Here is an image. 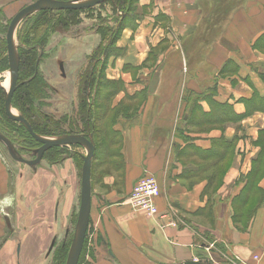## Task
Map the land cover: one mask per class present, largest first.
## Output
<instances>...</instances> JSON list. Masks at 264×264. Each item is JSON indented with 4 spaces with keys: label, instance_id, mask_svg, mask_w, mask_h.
Wrapping results in <instances>:
<instances>
[{
    "label": "crops",
    "instance_id": "0c3cea01",
    "mask_svg": "<svg viewBox=\"0 0 264 264\" xmlns=\"http://www.w3.org/2000/svg\"><path fill=\"white\" fill-rule=\"evenodd\" d=\"M137 5L136 27L121 33L116 47L123 52L108 60L104 76L122 83L111 108L126 96L137 95L140 102L132 115L106 120L108 125L113 120L117 141L106 157L99 150L91 164L83 264L193 263L204 256L199 244L207 235L217 251L215 263L226 264L220 245L228 257L252 264L258 256L257 264H264V153L259 162L257 148L264 113L249 112L246 104L254 94L264 99V54L255 46L264 36V0H138ZM225 65L232 82L221 77ZM189 94L200 96L204 114L213 102L227 104L239 121L192 134L183 121ZM177 126L183 131L179 137ZM221 138L231 146L210 154ZM70 162L51 165L45 174L27 173L25 185L16 180L11 185L0 156V264H47L49 245L64 236L78 197L80 179ZM216 164L225 170L221 182L203 176ZM255 170L259 194L245 204L235 201ZM145 176L157 183L158 212L167 213L176 227L160 230L127 205L133 186Z\"/></svg>",
    "mask_w": 264,
    "mask_h": 264
},
{
    "label": "trees",
    "instance_id": "16d2710c",
    "mask_svg": "<svg viewBox=\"0 0 264 264\" xmlns=\"http://www.w3.org/2000/svg\"><path fill=\"white\" fill-rule=\"evenodd\" d=\"M65 2H78L81 0H59ZM111 3L112 17L107 18L108 23H105V19H100V13L96 14V20L99 24L96 29V34L100 38V44L102 43V48L100 50L99 43L94 49L93 53L87 58H91V62L88 66V72L83 74L77 93L80 96V103L77 113L72 117L63 116L61 120L50 119L44 112L46 107V100L48 99V86L41 76L38 74V63L37 58L39 54L37 48L42 49L44 42L47 40V36L51 34V30H54L55 26H62L64 28L69 27V25H76L82 23L80 19L81 14H86L92 12L93 8L80 11H42L36 15L27 19L26 24H29L27 30V40L23 41L27 44L28 49L19 48L17 50V57L19 62L18 68V80L16 84L15 92L11 99L12 109L19 112L29 126L31 127L33 133L41 137H50L53 133H58L61 131L62 135L74 134L82 135L91 139L94 147L95 154L93 160L96 158L97 152L103 150L105 152V157L107 156V149L112 148L116 144V132L113 131L111 121L109 125L105 120L107 113H113V116L120 114H125L126 109L121 108H111V102L115 95L121 91L122 83L118 81H109L104 76V70L106 69L107 62L111 57H118L122 54V50L117 47H112L119 40L121 33L126 28L134 29L136 27V21L138 20V14L136 9L132 8V5L137 4L138 0H107ZM98 6H101L98 5ZM103 23V24H102ZM112 24V25H110ZM111 27H108V26ZM24 36V35H22ZM21 38V37H20ZM257 48H264V36L257 40L255 43ZM100 50V51H99ZM2 64L6 69H8L7 58L2 60ZM226 65H230L228 62ZM226 65L223 67L222 72L226 69ZM235 72V69L233 70ZM29 79L30 82H26ZM100 84L98 90H96L97 85ZM4 91L0 88V131L3 136L8 139L11 143H16L20 145V148L33 149L36 145L35 141L26 132L24 127L17 122H12L6 119L4 112ZM137 95L132 97L126 96L125 99L132 100ZM187 107L185 113L183 114V121L186 125L198 126L201 124H235L239 121L240 117L235 115L231 108L227 104H218L213 102L212 109L208 114L201 112L197 103L200 100V96L187 95L185 98ZM248 105L249 112L251 110H260L264 113V99L257 97L254 94L252 100L246 101ZM199 111V118L197 119L194 112ZM196 120V121H195ZM199 121V122H198ZM61 122V123H60ZM195 122V123H194ZM98 123L100 126H98ZM2 125L8 128H2ZM178 137L182 134L180 127H176L175 131ZM60 135V136H62ZM260 136L264 140V130L260 133ZM182 138V137H181ZM39 146V145H38ZM37 146V147H38ZM231 146V142L225 139H218L213 141L210 154H216L222 150H227ZM77 148L76 145L72 146ZM188 149L198 150L196 147L189 145ZM66 147H58L56 149H50L53 152V161L51 165H57L65 160L66 154L64 152ZM50 152V153H51ZM200 152V151H199ZM48 153V154H50ZM54 153H57L54 154ZM264 153V148L262 147L259 154V162L261 161V154ZM47 154V155H48ZM82 160V155L76 153ZM203 154V153H202ZM65 156V157H64ZM218 160V159H216ZM258 162V159H257ZM257 170L251 171L247 176L244 183V187L240 193L234 197V200L246 203V199L253 195H258L259 190L256 188L253 178L256 175ZM262 197V193L261 196ZM209 214H212L209 211ZM238 222V220H237ZM243 227L245 223H241ZM206 243L213 242L212 237L205 236ZM201 243V242H200ZM62 246L56 254L58 262L63 259L62 251L65 249ZM84 247V246H83ZM220 252H225L223 246L218 247ZM82 252L78 261L82 257Z\"/></svg>",
    "mask_w": 264,
    "mask_h": 264
},
{
    "label": "rangeland",
    "instance_id": "374dc122",
    "mask_svg": "<svg viewBox=\"0 0 264 264\" xmlns=\"http://www.w3.org/2000/svg\"><path fill=\"white\" fill-rule=\"evenodd\" d=\"M27 2L24 4V0H0V88L6 93L8 89V84L10 80V75L8 69L5 70L2 64V60L6 57V43L5 37L6 32L8 29V25L10 20L24 7L27 5L35 2L36 0H26ZM59 1V0H57ZM85 1V0H81ZM27 4V5H26ZM101 6L93 7L92 12L84 13L80 15V19L82 23L76 25H69V27L64 28L62 26L58 27L55 26L54 30H51V34L47 36V40L44 42V46L42 49L37 48V52L39 57L37 60L38 63V74L43 78L48 86V99L46 107L44 108V112L47 114L50 119L54 120H61L63 116H74L77 113L79 103H80V96L77 93V89L79 86V82L83 77V74L88 72V66L91 62V58H87L91 55L94 49L97 47L98 43L100 46V50L102 48V43L100 44V38L96 34V29L99 24V21L96 20V14L100 13V19H105V23H108V19L112 17L111 12V3L107 0L100 3ZM99 4V5H100ZM138 5H132V8L137 10ZM91 9V8H90ZM87 10V9H86ZM42 12V11H41ZM39 13V12H37ZM37 13L30 14L26 18H24L15 31V48L16 52L19 48L28 49L27 44H24L23 41L27 40V30L29 24H26L27 19L36 15ZM107 17V18H106ZM104 21V20H103ZM103 24V23H102ZM107 25V24H106ZM112 25V24H110ZM108 27H111V26ZM24 35V36H22ZM21 37V38H20ZM23 40L22 42L20 40ZM116 43L111 45L112 47H116ZM164 46L159 47V49L154 50L155 55H158ZM99 50V51H100ZM260 53L264 54V48L258 49ZM19 61V60H18ZM60 65H62V72L60 71ZM149 66L153 65V63L148 64ZM232 73L227 71L226 69L222 72L221 77L232 82ZM26 82H30L29 79H26ZM100 87V84L97 85L96 90ZM140 100L132 99L127 100L123 99L119 103V108L126 109V115H132L139 106ZM12 108V107H11ZM13 112L19 115V112L12 109ZM197 114L196 112H194ZM5 114V113H4ZM198 115V114H197ZM113 113H107L105 116V120H109L112 118ZM5 117L7 120L15 122L9 119L6 114ZM63 121V119H62ZM18 123V122H17ZM61 123V122H60ZM20 124V123H19ZM21 125V124H20ZM98 126L100 124L98 123ZM226 126H230L228 124H217V125H210V124H201L198 126L189 125V132L192 134H208L214 130L221 131ZM2 128H5L8 131V128L2 125ZM0 135L8 142V147H5L0 142V156L4 157L7 165V170L11 177V185L14 180L18 181L19 184L25 185L27 181L30 179L27 173L35 174V173H43L45 174L47 171L51 172V158H53V152L47 150L42 160L34 167H28L24 164H20L17 161H14L10 156L12 153L15 157L21 158L26 161H31L36 157V151L40 147V144L36 143L33 149L27 148H20V145L16 143H11L8 139H6L0 131ZM52 136L46 138H60L64 136H77L74 134H66L62 135L61 131L51 134ZM62 135V136H60ZM257 148L262 149L264 148V140L261 136H258ZM39 145V146H38ZM38 146V147H37ZM71 146H62L66 147L64 150L66 157L65 160H71V164L75 166L76 172L80 179V171L82 166V160L77 156L76 153L80 155L85 154V150L82 147L77 146V148H73ZM58 147H53L52 149H56ZM101 151V150H100ZM51 152V153H50ZM50 153V154H48ZM48 154V155H47ZM57 155V153H54ZM263 155V154H261ZM261 165V164H260ZM223 169L222 165L216 164L213 169L210 171H206L203 175L204 177L212 178H220L223 176ZM20 177H23L19 179ZM29 178V179H28ZM201 179V178H200ZM256 178L254 176L253 182L255 183ZM16 184V183H14ZM217 180V186H218ZM18 185V184H17ZM21 187V186H20ZM79 195H80V180H79V190H78V197L76 204L74 206L72 212V220L70 226L65 231L64 236L59 238L58 241L55 243V247L50 252L48 257L47 264H66L67 258L70 252L71 244L73 237L76 231V223H77V213L79 207ZM65 246V249L62 251L63 259L58 262V258L56 257L57 251L62 247ZM83 253L80 260V264H83L85 257L88 255V248L86 247V242L83 244ZM46 257V258H47Z\"/></svg>",
    "mask_w": 264,
    "mask_h": 264
},
{
    "label": "water",
    "instance_id": "95a60500",
    "mask_svg": "<svg viewBox=\"0 0 264 264\" xmlns=\"http://www.w3.org/2000/svg\"><path fill=\"white\" fill-rule=\"evenodd\" d=\"M105 0H85L78 2H65L57 0H37L23 9H21L10 21L6 32V55L8 61V72L10 80L8 89L4 96V112L6 116L20 123L30 137L40 144V147L36 151V157L31 161H26L21 158L15 157L12 153L10 156L14 161L20 164H24L28 167L36 166L41 160L44 153L53 147L71 146L76 145L82 147L85 150V155L82 156V166L80 171V195H79V207L77 213L76 231L72 240L70 252L67 258L66 264H78L85 236L89 223L90 201H91V163L94 155L95 147L90 139L82 135H69L60 138H46L41 137L33 133L31 127L27 121L20 115L13 112L11 108V99L16 89L18 80V57L15 48V31L19 23L29 16L30 14L41 11H80L93 8ZM60 71L62 72V65H60ZM0 142L8 147V142L0 135ZM54 245V240L51 241L47 255L51 252ZM194 264V263H187Z\"/></svg>",
    "mask_w": 264,
    "mask_h": 264
},
{
    "label": "built area",
    "instance_id": "2783aa9c",
    "mask_svg": "<svg viewBox=\"0 0 264 264\" xmlns=\"http://www.w3.org/2000/svg\"><path fill=\"white\" fill-rule=\"evenodd\" d=\"M159 195L157 183L152 176H145L139 179L132 188L130 196L127 198L126 203L133 212L142 213L153 219L156 226L160 230H165L169 227H176L177 224L173 221L167 213L160 214L155 205V199ZM199 248L203 250L204 256L193 261L194 264H218L212 258V252L216 251L214 244L202 242ZM217 252V251H216ZM227 251L220 252L226 264H250L235 256H227ZM259 263V257H252V264Z\"/></svg>",
    "mask_w": 264,
    "mask_h": 264
},
{
    "label": "flooded vegetation",
    "instance_id": "af4514ba",
    "mask_svg": "<svg viewBox=\"0 0 264 264\" xmlns=\"http://www.w3.org/2000/svg\"><path fill=\"white\" fill-rule=\"evenodd\" d=\"M37 1V0H36ZM11 21V20H10ZM10 23V22H9ZM5 43H6V41H5ZM6 57H7V55H6ZM8 62V61H7ZM18 68H19V66H18ZM86 235H87V233H86ZM84 242H86V236H85V240H84ZM55 243H56V240H54V245H53V248H52V250L54 249V247H55ZM52 250H51V252H52ZM47 254V253H46ZM50 254V253H49ZM47 256H49V255H47Z\"/></svg>",
    "mask_w": 264,
    "mask_h": 264
},
{
    "label": "bare ground",
    "instance_id": "6f19581e",
    "mask_svg": "<svg viewBox=\"0 0 264 264\" xmlns=\"http://www.w3.org/2000/svg\"><path fill=\"white\" fill-rule=\"evenodd\" d=\"M7 84H9V83H7ZM94 154H95V151H94ZM93 158H94V155H93ZM93 158H92V163L91 164H93Z\"/></svg>",
    "mask_w": 264,
    "mask_h": 264
}]
</instances>
